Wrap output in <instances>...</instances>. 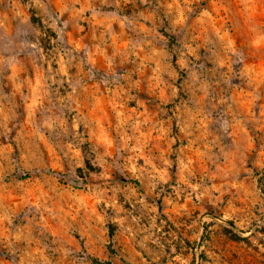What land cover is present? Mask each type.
Returning a JSON list of instances; mask_svg holds the SVG:
<instances>
[{
	"label": "rangeland",
	"instance_id": "1",
	"mask_svg": "<svg viewBox=\"0 0 264 264\" xmlns=\"http://www.w3.org/2000/svg\"><path fill=\"white\" fill-rule=\"evenodd\" d=\"M0 264H264V0H0Z\"/></svg>",
	"mask_w": 264,
	"mask_h": 264
},
{
	"label": "trees",
	"instance_id": "2",
	"mask_svg": "<svg viewBox=\"0 0 264 264\" xmlns=\"http://www.w3.org/2000/svg\"><path fill=\"white\" fill-rule=\"evenodd\" d=\"M50 174H52V175H57L55 172H49ZM109 236L111 237L112 236V233L110 232L109 233Z\"/></svg>",
	"mask_w": 264,
	"mask_h": 264
}]
</instances>
